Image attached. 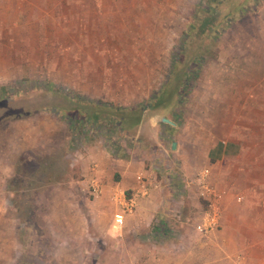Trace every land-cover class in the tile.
<instances>
[{"label": "rangeland", "instance_id": "obj_1", "mask_svg": "<svg viewBox=\"0 0 264 264\" xmlns=\"http://www.w3.org/2000/svg\"><path fill=\"white\" fill-rule=\"evenodd\" d=\"M241 1L103 0L116 12L107 16L103 29L87 32L89 36L70 32L68 40L58 39L57 46H49L53 38L39 40L48 45L30 48L27 59L34 68L28 76L11 79L12 88H0V159L15 141L24 140L17 143L26 148L16 175L0 190V204H9L0 209V264L97 263L101 256L83 254L80 239L75 244L78 253L67 246L73 231L98 233L93 226L95 204L82 205L88 198L72 183L68 189L76 196L70 195L75 201L70 203L56 181L70 177L71 156L82 145L91 147L96 141L127 156L144 135L136 137L133 124L160 90L170 98V92L181 86L176 111L189 138L194 123L207 127L210 117L230 119L239 132L253 113L264 121V107L255 110L264 105V0H248L239 10ZM84 39L90 42L83 46ZM185 75L182 85L177 78ZM3 81L0 78V87ZM82 92L98 97L93 101ZM30 110L25 122H8ZM74 110L80 115L71 120L66 114ZM224 124L217 122L218 135L224 136ZM259 130L264 134V124L253 129ZM147 148L152 159L156 152L152 145ZM154 161L161 170L157 190L168 188L170 197L168 219L162 224L157 218L156 223L165 237L176 240L185 223L184 227L195 228L201 222L197 217L208 204L189 211L186 202L197 201V196L187 185V176L172 156H155ZM241 162L233 161L230 168H239ZM218 181L239 185L242 175L235 171ZM105 208L97 224L101 227L111 216ZM161 239L160 235L156 240Z\"/></svg>", "mask_w": 264, "mask_h": 264}, {"label": "crops", "instance_id": "obj_2", "mask_svg": "<svg viewBox=\"0 0 264 264\" xmlns=\"http://www.w3.org/2000/svg\"><path fill=\"white\" fill-rule=\"evenodd\" d=\"M115 13L106 8L103 0H0V78L5 81L0 88H12L11 79H17L21 74L24 78L28 76L29 70L34 68L27 59L30 48L48 45L39 40L53 38L55 42H49V46H57L58 39L65 37L68 40L70 32L89 36L87 32L103 29L107 16ZM86 42L90 41L84 39L80 44L84 46ZM65 44L70 46L71 42ZM82 93L93 101L98 97ZM149 106L144 107L142 118L133 124L136 137L141 132L144 135L141 141L137 139V147L130 148L127 156L96 141L91 147L82 145L81 150L71 156L70 177L65 182L56 181L58 190L69 197L71 194L76 196L73 189L71 192L68 189L71 183L84 193L88 199L82 205L91 207L90 201L95 204L92 225L98 228V233H69L67 246L72 253H78L75 244L80 239L84 242L81 245L84 250H80L83 254L101 256L95 264H264V134L261 130L253 131L257 125L264 124L259 114L253 113V118H248L241 132L230 119L210 117L207 127L202 122L194 123V134L189 138L182 128L177 107L167 110L166 118L172 123H166L161 121L163 116L160 114L149 113ZM261 107L264 105L258 104L255 110H262ZM144 112L148 113L147 119ZM24 115L26 117H22ZM15 116L8 122L23 123L31 117V110ZM217 122L225 123L224 136L216 132ZM148 131L150 137L145 134ZM172 141L176 142L174 150L171 149ZM17 142L24 144V140ZM17 142L9 146L11 150L0 159V190L7 188V182L16 175L17 164L25 158L21 154L26 148ZM72 142H75L73 136ZM118 143L122 145L121 141ZM150 145L156 152L152 159L147 148ZM160 155L172 156L189 179L187 185L196 189L197 201L186 202L189 211L193 206L200 208L203 203L207 204L200 196L201 189L196 181L198 174L205 175L206 184L216 195L220 212L211 230L200 233L193 226L186 228V223L178 221L184 226L179 231V239L171 240L155 229L156 226L159 228L157 218L163 224L170 215L167 210L170 197H166L169 189L157 190L161 170L154 157ZM239 158L242 161L239 168L231 169L232 162ZM235 171L242 175L241 184L219 183V179ZM141 174L148 177L149 183L154 181L158 185L147 195L140 193ZM93 188H97L95 196L92 195ZM210 194V191L205 194L207 199L212 198ZM125 200H132L133 208L125 215L124 227L117 229L113 225V215L124 206ZM69 202L74 204L75 201L70 197ZM4 205L0 204L1 210L8 209ZM106 206L111 216L101 227L97 224L102 212H106ZM198 218L202 221L203 215ZM160 235L162 241L158 242Z\"/></svg>", "mask_w": 264, "mask_h": 264}, {"label": "built area", "instance_id": "obj_3", "mask_svg": "<svg viewBox=\"0 0 264 264\" xmlns=\"http://www.w3.org/2000/svg\"><path fill=\"white\" fill-rule=\"evenodd\" d=\"M141 180V188L142 191L140 192L142 195H147L150 189L156 188L158 185L154 181L148 182V177L145 176V174L140 175ZM196 181L199 184V188L201 191H199L201 198H205L208 204V209L204 210L203 213V219L200 223H197L195 226V229L200 233H205L209 230H211L217 223L220 212H219V206L216 203L215 197L213 191H211L210 187L205 182V175L198 174L196 177ZM211 192V199H207L205 194L207 192ZM97 193V188H93L92 195L95 196ZM133 208V202L132 200H125L124 206L117 211H115L113 215V225L117 229H120L124 225L125 221V215L126 213Z\"/></svg>", "mask_w": 264, "mask_h": 264}, {"label": "trees", "instance_id": "obj_4", "mask_svg": "<svg viewBox=\"0 0 264 264\" xmlns=\"http://www.w3.org/2000/svg\"><path fill=\"white\" fill-rule=\"evenodd\" d=\"M248 0H242L240 3V6L238 7V9L239 10H242L243 9V7H241V5L244 3V2H247ZM246 7H248V6H246ZM244 11V10H243ZM176 63V62H175ZM190 72H193V71H190ZM193 74V73H192ZM182 77V76H181ZM181 77H178L177 78V81L178 82H180V80H181V84L182 85H185V82H184V80H187V77H186V75L184 76L185 78L184 79H181ZM180 85H179V87L177 88V89H173L170 93H172V94H170V98L168 97V98H165L164 97V92L162 91V90H160L158 93H157V96H156V98H155V101H153L152 103H150L149 105V107H150V109H151V113L152 114H160L161 116H163V117H166V113H167V110H171V109H173V108H176L177 107V105L179 104V99H178V96L180 95ZM84 111V110H83ZM76 112H78V110H74V111H71V112H67V116H69L70 117V119L71 120H73V118H74V120L76 119V118H78L77 116L78 115H80V114H76ZM86 112V111H85ZM85 112H82V113H85ZM75 116V117H74ZM87 117H89V120L91 119V117L90 116H87ZM86 117V118H87ZM139 121V119H137L136 121H135V123L136 122H138ZM71 126H72V123H71ZM159 225V224H158ZM161 225H159V228L156 226V228L155 229H157V230H160L161 229V227H160Z\"/></svg>", "mask_w": 264, "mask_h": 264}, {"label": "water", "instance_id": "obj_5", "mask_svg": "<svg viewBox=\"0 0 264 264\" xmlns=\"http://www.w3.org/2000/svg\"><path fill=\"white\" fill-rule=\"evenodd\" d=\"M161 121L162 122H166V123H172L168 118H166V117H161ZM175 147H176V142L175 141H172V143H171V149H175Z\"/></svg>", "mask_w": 264, "mask_h": 264}]
</instances>
